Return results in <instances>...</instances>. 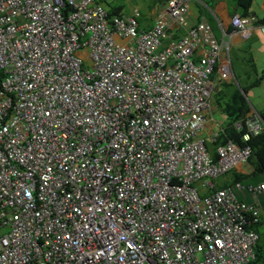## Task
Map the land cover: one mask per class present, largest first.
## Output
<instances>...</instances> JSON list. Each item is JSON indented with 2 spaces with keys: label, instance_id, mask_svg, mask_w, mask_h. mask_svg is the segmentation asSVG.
Listing matches in <instances>:
<instances>
[{
  "label": "built area",
  "instance_id": "obj_1",
  "mask_svg": "<svg viewBox=\"0 0 264 264\" xmlns=\"http://www.w3.org/2000/svg\"><path fill=\"white\" fill-rule=\"evenodd\" d=\"M192 1L169 0L142 28L139 8L0 0V264L255 259L264 182L207 180L247 164L264 130L253 108L234 123L244 145L208 148L224 128L209 115L213 74L230 75L224 37H250L257 17L235 14L228 34L219 23L223 40L203 21L164 44Z\"/></svg>",
  "mask_w": 264,
  "mask_h": 264
},
{
  "label": "trees",
  "instance_id": "obj_2",
  "mask_svg": "<svg viewBox=\"0 0 264 264\" xmlns=\"http://www.w3.org/2000/svg\"><path fill=\"white\" fill-rule=\"evenodd\" d=\"M98 1V0H97ZM155 5L161 3L163 6H165V4L169 1V0H152ZM211 10V12H214V6L212 4H210V2H206ZM238 6L241 9V11L239 12L241 15L243 16H247L250 14H254L251 11V7L253 4V0H238ZM199 9L203 12H201V15L199 16L198 21L196 22L195 25L203 22L202 18L203 16H205L212 27L215 31L216 36L219 38V33L222 32L220 27H217V21L215 20V18L212 16V14L206 9V7H203V5H199ZM109 17L112 18L114 17V15L116 14V16H119L118 14H120V9L116 10L114 13H110L108 11ZM215 15V14H214ZM235 14L232 15V17ZM232 17L230 19V24L229 23H225L222 24L224 25V29L227 32H231L233 30V26H232ZM262 20L257 21L256 24H261ZM194 25V26H195ZM175 27H173V29H175ZM186 27H181L182 32L183 33ZM262 35L264 36V31L263 29L261 30ZM199 59V58H198ZM253 59V58H251ZM250 60V59H249ZM238 78V83L237 82H232L227 83L225 81L221 82V84H223L224 86L228 85L229 87H231V91L230 93L226 92V90H223L222 88H220L219 85V89L216 91V94L219 95L218 101L217 103L220 104L221 110L223 111V113L227 116V123L225 124L223 130L220 132L219 137L216 138V140L214 142H209L208 143V148L213 152V154L215 155L216 153V148L217 146L224 144L226 142H228L229 140H233L234 142H236L239 145H244V143H242L241 141V132H239L235 126L234 123L237 120H240L244 117H247L252 111L254 106H252L251 104L248 103L247 99H246V95L249 91V88L251 87H255L254 85H259L261 84L262 80L264 79V74L260 75L256 81H252V83H248L245 85H242L239 82V76L237 75ZM230 90V89H229ZM244 92V93H243ZM216 97V96H215ZM262 116V118L264 119V109L263 110H258ZM251 148H252V154L248 160V163L252 169L249 172L244 171L242 168H236L233 170V180L232 182H226L224 183L222 186H219L217 188H222V187H226L229 185H234L236 182H243L246 183L247 185H255V184H259L261 182H264V179L260 178V176L264 175V130L258 135L253 137L249 142H247ZM238 196L240 199H246L248 201L251 200V195L249 193H238ZM261 205L263 208V214H261L259 222L254 224L253 226H249L252 227L253 229H255L258 233V226L261 223H264V194L261 196ZM260 235V233H259ZM260 239H261V235H260ZM259 239V240H260ZM259 243V241H258ZM257 243V244H258ZM256 244V245H257ZM255 254H256V258L252 261H250L247 264H255L258 261H264V253L261 252V250H258L257 247L255 246Z\"/></svg>",
  "mask_w": 264,
  "mask_h": 264
},
{
  "label": "rangeland",
  "instance_id": "obj_3",
  "mask_svg": "<svg viewBox=\"0 0 264 264\" xmlns=\"http://www.w3.org/2000/svg\"><path fill=\"white\" fill-rule=\"evenodd\" d=\"M226 1H227L226 15H230V13L234 9L236 0H226ZM98 2L102 3L104 7L110 13H114L116 10L120 9V14H118L119 16L132 15L133 11L136 8H139V10L141 11V17L139 18V22H140V27L142 28L143 26H147L148 24L153 23L154 21L153 19L156 16L155 9L157 5H159L158 10L160 9V11L164 7L161 3L155 5V3L152 0H98ZM257 2L259 6L264 8V0H257ZM256 7L257 6L254 5L255 10H257ZM114 16H116V14ZM258 29L262 30L261 27H259ZM221 33L223 34V32ZM116 39L120 43H123L124 41V40H121L118 36H116ZM253 40L255 41V43H257V38H254ZM254 46L256 47V45ZM230 52H231L230 61L232 62L233 67L235 69V73L236 75L239 76V82L242 85L252 83V81H256L257 78L260 75H262L261 73L264 70V54L263 53H261L260 51L258 52L254 51L252 55L249 49L247 48L246 50L234 49V50H231ZM251 56H253V59H250ZM195 60H198V59H195ZM212 79L215 81V87L220 85V88H222L223 90H226V92L228 93L232 92L231 87H229L228 85L224 86L223 84H221V82L223 81L231 80L232 78L230 79V75H228V79H225V78H222L220 74L215 73L212 76ZM254 86L255 88L254 87L249 88V91L247 94H245L244 92L243 93L244 95H246V99L249 104L257 108L258 110H263L264 109V79L262 80L261 84L258 85V87L257 85H254ZM215 90H217V88H215ZM218 98H219V95L216 94V91L212 93V96L210 98V112H211L210 115H212L216 120L212 124L214 131H220L221 128L225 126V124L227 123L226 115L223 113L221 108H219L220 104L217 103ZM210 153L213 154L211 150H210ZM241 168L246 172H249L252 169V167L249 164H243ZM233 170L219 177H216V178L210 177L208 178L207 181H212L215 187L222 186L226 182H232ZM260 178L264 179V175L260 176ZM203 183H204V180H199L198 182L195 183V185L198 187L200 195L202 197H205L211 194L212 189L208 186H204ZM257 228L261 235V239L259 240V243L256 245V247L258 250H261V252L264 253V223H261ZM255 264H264V261H258Z\"/></svg>",
  "mask_w": 264,
  "mask_h": 264
},
{
  "label": "crops",
  "instance_id": "obj_4",
  "mask_svg": "<svg viewBox=\"0 0 264 264\" xmlns=\"http://www.w3.org/2000/svg\"><path fill=\"white\" fill-rule=\"evenodd\" d=\"M207 1L210 2V4H212L214 6L213 8H214V12L215 13L211 12L208 4L206 3ZM235 3L236 4L234 5L233 11L230 13V15H226V9H227V7H226L227 1L226 0H193L191 2V6H190V9H189V14L187 16L188 25L186 26L185 29H187V28H189L191 26H194L196 24V22L198 21L199 16L201 15V12H203V11H201L199 9V5H203V7H206V9L212 14V16L218 22L217 23V27L218 28L220 27L219 26V22H221V21H223V24H225V23H229L230 24V19H231L232 15L236 14V13H239L241 11V9L238 6L239 3H238L237 0L235 1ZM254 5L257 6L256 7L257 10H255ZM158 7H159V5L156 6V9L153 8V9H155V12H156V16L153 19L154 20L153 23L152 24H148L147 26H143V28H150V27H152L154 25L156 17L158 15L159 11H160V9L158 10ZM251 11L254 14H256L258 16V18H259V21L262 20V24H264V8H262L261 6L258 5L257 0H253ZM202 20L203 21H208V19L205 16H203ZM175 26H176V28L173 29V27H175ZM180 32H182L181 27L179 25H173L172 28L168 32V36L164 40V44H167L168 42H170L173 39L180 38L182 36V34H185L187 32V30H184L183 33H180ZM226 34H228V32H226ZM223 37H224L223 34L220 32L219 33L220 40H223ZM263 37L264 36L262 35L260 29H256L249 39H243L240 35H237V34H235L233 37H230L229 35H226V37H224L225 41L228 42L230 49H229V54H228L227 51H226V48H225V52L227 54H225L222 57V62L223 63L224 62L229 63L228 65H229L230 76H231V78L233 77L231 80H227L225 82L230 83V84L232 82H238V81H235V80H237V79H235L237 75L235 73V69L233 67L232 62L229 60V59H231V52L230 51L234 50V49H236V50H238V49L246 50V48H247V49H249V51H250V53L252 55H253L254 51H257V52L260 51L261 53L264 54V40H263L264 38ZM254 38H257L258 45L253 40ZM249 42H250V44H249ZM246 45H247V47H246ZM254 45H256V47ZM204 51H205L204 47L199 48L196 51V54H195L194 58L195 59L200 58L203 55ZM251 58H253V56H251L250 59ZM261 74H264V70L262 71ZM210 113H209V115H210ZM210 116H212V115H210Z\"/></svg>",
  "mask_w": 264,
  "mask_h": 264
},
{
  "label": "clouds",
  "instance_id": "obj_5",
  "mask_svg": "<svg viewBox=\"0 0 264 264\" xmlns=\"http://www.w3.org/2000/svg\"><path fill=\"white\" fill-rule=\"evenodd\" d=\"M236 14H237V13H236ZM239 14H240V13H239ZM250 15H255V16L257 17V21H259V18H258V16H257L256 14H250ZM257 21H256V22H257ZM219 23H222V22H219ZM261 24H262V23H261ZM261 24H260V25L257 24L258 26H257L256 29H258V28L261 27V26L264 27V24H262V25H261ZM222 25H223V24H222ZM220 28H221V27H220ZM256 29H255V30H256ZM255 30H254V31H255ZM221 31H222V30H221ZM254 31H253V32H254ZM225 32H227V31H225ZM231 32H232V31H231ZM253 32H252V34H253ZM228 33H230V32H228ZM252 34L250 35V37L252 36ZM240 36H241V35H240ZM241 37H242V36H241ZM250 37H248V38H243V37H242V38H243V39H249ZM215 73H218V72H215ZM215 73H214V74H215ZM214 74H213V75H214ZM222 78H223V77H222ZM232 78H233V77H232ZM230 79H231V76H230ZM235 79H237V80H235V81H238L237 76H236ZM212 81L215 83V81H214L213 79H212ZM237 83H238V82H237ZM238 84H239V83H238ZM215 88H217V90H218V89H219V86H216ZM217 90H215V91H217ZM215 91H213V92H215ZM211 96H212V95H211ZM254 108H255V107H254ZM257 110H258V109H257ZM240 168H241V167H240ZM262 212H263V208H262L261 214H262ZM260 216H261V215H260ZM258 234H259V233H258ZM259 239H260V235H259ZM258 241H259V240H258ZM258 241H257V243H258ZM257 243H256V244H257ZM256 244H255V246H256ZM255 246H254V251H255ZM255 258H256V257H255Z\"/></svg>",
  "mask_w": 264,
  "mask_h": 264
}]
</instances>
